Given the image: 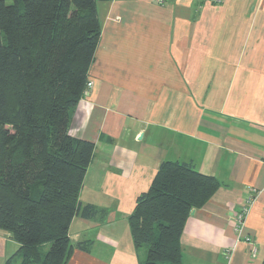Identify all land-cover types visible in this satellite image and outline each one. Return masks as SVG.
I'll return each mask as SVG.
<instances>
[{
  "label": "crops",
  "instance_id": "0c3cea01",
  "mask_svg": "<svg viewBox=\"0 0 264 264\" xmlns=\"http://www.w3.org/2000/svg\"><path fill=\"white\" fill-rule=\"evenodd\" d=\"M95 7L93 86L72 111L69 134L94 145L79 200L106 215L72 219L71 243L89 246L74 249L67 264L144 260L127 219L163 161L191 162L220 183L184 224L181 264H261L264 0H95Z\"/></svg>",
  "mask_w": 264,
  "mask_h": 264
},
{
  "label": "trees",
  "instance_id": "16d2710c",
  "mask_svg": "<svg viewBox=\"0 0 264 264\" xmlns=\"http://www.w3.org/2000/svg\"><path fill=\"white\" fill-rule=\"evenodd\" d=\"M99 36L95 0H0V230L19 264H67L89 246L71 243L72 219L106 215L79 200L94 145L69 134ZM219 187L191 162H161L127 219L139 264H181L184 224Z\"/></svg>",
  "mask_w": 264,
  "mask_h": 264
},
{
  "label": "rangeland",
  "instance_id": "374dc122",
  "mask_svg": "<svg viewBox=\"0 0 264 264\" xmlns=\"http://www.w3.org/2000/svg\"><path fill=\"white\" fill-rule=\"evenodd\" d=\"M4 233V231L0 230V264H5L6 260L10 258L12 259L13 264H19L20 258L13 256L18 249V245L12 239H3L2 235H4ZM46 248L47 246L45 249Z\"/></svg>",
  "mask_w": 264,
  "mask_h": 264
},
{
  "label": "built area",
  "instance_id": "2783aa9c",
  "mask_svg": "<svg viewBox=\"0 0 264 264\" xmlns=\"http://www.w3.org/2000/svg\"><path fill=\"white\" fill-rule=\"evenodd\" d=\"M157 3H162L163 0H155ZM224 0H212L213 4L215 5H219L223 2ZM93 86V83L91 81H88L86 83V88H85V91H84V95L88 93V91L92 88ZM245 213H246V209L243 208L236 216L235 218V222L237 224V226H241L242 223H243V220H244V216H245Z\"/></svg>",
  "mask_w": 264,
  "mask_h": 264
},
{
  "label": "water",
  "instance_id": "95a60500",
  "mask_svg": "<svg viewBox=\"0 0 264 264\" xmlns=\"http://www.w3.org/2000/svg\"><path fill=\"white\" fill-rule=\"evenodd\" d=\"M194 212H195L194 210H191V212H190V215H193V214H194Z\"/></svg>",
  "mask_w": 264,
  "mask_h": 264
}]
</instances>
